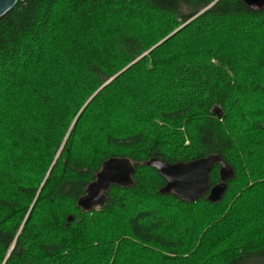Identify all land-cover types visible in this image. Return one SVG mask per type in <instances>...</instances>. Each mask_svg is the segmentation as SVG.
Returning a JSON list of instances; mask_svg holds the SVG:
<instances>
[{"label":"trees","instance_id":"1","mask_svg":"<svg viewBox=\"0 0 264 264\" xmlns=\"http://www.w3.org/2000/svg\"><path fill=\"white\" fill-rule=\"evenodd\" d=\"M210 154L234 171L217 202L216 163L191 203L145 165ZM110 157L133 184L83 211ZM0 264H264V7L17 0L0 17Z\"/></svg>","mask_w":264,"mask_h":264},{"label":"water","instance_id":"2","mask_svg":"<svg viewBox=\"0 0 264 264\" xmlns=\"http://www.w3.org/2000/svg\"><path fill=\"white\" fill-rule=\"evenodd\" d=\"M16 1L0 0V17L8 12ZM242 2L252 11L264 7V0H242ZM214 163L219 167V181L210 187L206 199L209 202H217L222 198L227 188V182L234 177L232 167L219 155L210 154L194 160L176 163L149 158L145 165L155 169L163 178L165 183L159 189L160 194H172L183 202L191 203L205 196L209 186V173ZM133 173L134 168L128 158L110 157L106 159L101 163L95 179L88 185L85 195L78 200V206L83 211H88L103 205L104 191L110 185L131 186Z\"/></svg>","mask_w":264,"mask_h":264}]
</instances>
